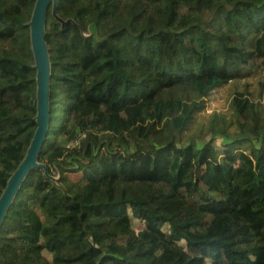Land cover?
Instances as JSON below:
<instances>
[{
  "label": "trees",
  "instance_id": "obj_1",
  "mask_svg": "<svg viewBox=\"0 0 264 264\" xmlns=\"http://www.w3.org/2000/svg\"><path fill=\"white\" fill-rule=\"evenodd\" d=\"M35 1L0 0V195L36 129ZM56 12L47 174L31 168L7 208L0 264H264V0ZM259 76L256 101L233 92L234 133L214 113L182 138L210 90Z\"/></svg>",
  "mask_w": 264,
  "mask_h": 264
},
{
  "label": "water",
  "instance_id": "obj_2",
  "mask_svg": "<svg viewBox=\"0 0 264 264\" xmlns=\"http://www.w3.org/2000/svg\"><path fill=\"white\" fill-rule=\"evenodd\" d=\"M50 4L51 13L53 17L60 22L62 28L69 22V20H64L57 15L56 9L58 0L35 1L28 26L30 30L31 49L34 57V68L36 70V129L25 156L9 177L7 184L0 195V224L6 214L7 208L17 193L23 178L29 170L31 168H42L45 174H47L46 166L37 161V156L44 142L50 120V59L44 36L46 14Z\"/></svg>",
  "mask_w": 264,
  "mask_h": 264
},
{
  "label": "rangeland",
  "instance_id": "obj_3",
  "mask_svg": "<svg viewBox=\"0 0 264 264\" xmlns=\"http://www.w3.org/2000/svg\"><path fill=\"white\" fill-rule=\"evenodd\" d=\"M259 78L262 79V77L259 76L240 81H231L221 87L210 90L205 96L203 105L195 111L193 118L187 123L186 129L182 133V138L185 139L191 133L206 130L209 118L214 113L221 115L225 121V126L228 132L230 134L234 133L236 131V126L234 122V110L232 108L233 92L235 90H241L243 88V83L248 82L250 84L249 89L252 92L251 97L256 101ZM260 102H264V96ZM218 143L219 139L217 140V144ZM134 226L138 230L142 227V224L137 220H134Z\"/></svg>",
  "mask_w": 264,
  "mask_h": 264
}]
</instances>
